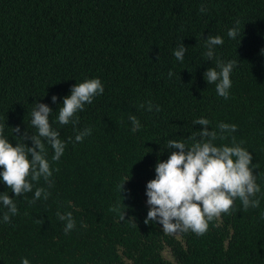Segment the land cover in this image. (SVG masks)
<instances>
[{
	"label": "trees",
	"instance_id": "16d2710c",
	"mask_svg": "<svg viewBox=\"0 0 264 264\" xmlns=\"http://www.w3.org/2000/svg\"><path fill=\"white\" fill-rule=\"evenodd\" d=\"M237 21L239 34L230 38ZM209 35L224 41L211 61ZM180 42L183 61L174 56ZM217 60L237 62L227 99L204 78ZM92 78L101 80L103 94L77 113L75 128L59 125L63 98ZM35 103L52 109V127L67 144L55 162L45 145L51 187L41 178L32 192L14 197L0 180V192L18 208L5 223L0 204V264H264V0H0V124L13 145L25 130L36 133ZM130 115L140 130L132 131ZM199 118L218 133L221 122L236 125L214 143L231 146L234 137L252 154L260 204L245 210L237 199L201 236L166 234L158 222L144 223L146 184L176 151L168 140L200 131L193 123ZM88 127L91 135L76 142ZM37 187L51 195L29 203ZM58 211L76 222L67 234Z\"/></svg>",
	"mask_w": 264,
	"mask_h": 264
},
{
	"label": "clouds",
	"instance_id": "9594fccd",
	"mask_svg": "<svg viewBox=\"0 0 264 264\" xmlns=\"http://www.w3.org/2000/svg\"><path fill=\"white\" fill-rule=\"evenodd\" d=\"M201 13L207 11L203 6ZM239 34V21L227 32L228 37L236 38ZM206 40L205 56L207 61L214 58L215 46L223 44V38L209 35ZM240 42V40H239ZM187 48L180 42L174 56L183 61ZM158 58V55H157ZM237 62L229 60L227 63L217 60L215 67L208 68L204 73L207 83H214L219 96L227 99L231 88V73ZM219 69V71H217ZM174 74L169 71L168 76ZM104 88L99 78L85 79L76 83L70 90V95L63 98L62 106L58 109L57 121L59 125L79 123L77 113L84 110L85 104H91L94 97L103 94ZM56 96L52 97L55 103ZM144 107L143 104L140 105ZM151 101L147 102V111L153 110ZM160 111L158 105L155 106ZM52 109L43 103H35L31 111V125L37 130L35 134L25 133L16 136L22 142L13 145L3 135L4 124H0V180L14 194V197L24 196L33 191L34 183L41 178L52 186L51 177L53 170L48 160L46 143L54 154L51 161H59L63 155L67 141L59 138L60 133L52 127L50 115ZM129 120L132 131L140 130L141 124L135 115H130ZM203 126L200 131H194L185 140L169 139L167 148L175 149L165 161L155 165V177L146 184L147 205L149 210L144 221L158 222L166 234L177 232H189L201 236L209 228L210 222L222 214H230L234 209L235 201L239 199L243 208L259 207V199L256 194L261 191L256 183L254 174L253 156L240 144L232 139V145H217V140H225L224 133L235 132L236 125L219 123L216 130H209L210 121L199 118L193 122ZM13 133H20V128H12ZM91 135V128H84L75 135L76 142H82L86 136ZM26 140L31 141V147ZM190 142V143H189ZM59 171V169H55ZM129 179V178H128ZM126 179L125 181H127ZM124 181V182H125ZM123 182V183H124ZM119 185L120 193L122 185ZM51 195L44 187H37L33 199L29 203L43 198L47 200ZM0 204L7 209L3 213V222L10 223L11 217L18 214V208L14 198L8 192H0ZM60 221H65L64 232L67 234L76 226L71 212L56 213ZM124 220V212L120 217ZM41 224L42 220L39 221ZM86 227V225H81ZM21 264H29L27 258H23Z\"/></svg>",
	"mask_w": 264,
	"mask_h": 264
}]
</instances>
